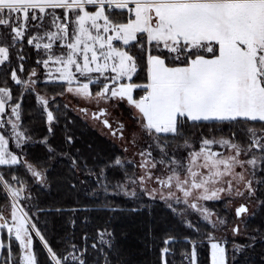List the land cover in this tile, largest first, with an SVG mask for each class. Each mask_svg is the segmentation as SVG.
<instances>
[{
    "label": "snow or ice",
    "instance_id": "snow-or-ice-1",
    "mask_svg": "<svg viewBox=\"0 0 264 264\" xmlns=\"http://www.w3.org/2000/svg\"><path fill=\"white\" fill-rule=\"evenodd\" d=\"M0 264H264V0H0Z\"/></svg>",
    "mask_w": 264,
    "mask_h": 264
},
{
    "label": "rangeland",
    "instance_id": "rangeland-1",
    "mask_svg": "<svg viewBox=\"0 0 264 264\" xmlns=\"http://www.w3.org/2000/svg\"><path fill=\"white\" fill-rule=\"evenodd\" d=\"M92 134H93V135H97V136L99 135L98 132H95V131H93ZM99 139H100L101 141H103L104 138H103V137H99Z\"/></svg>",
    "mask_w": 264,
    "mask_h": 264
}]
</instances>
